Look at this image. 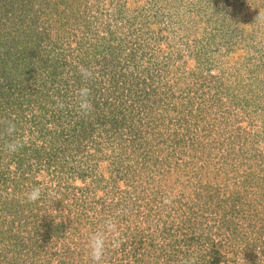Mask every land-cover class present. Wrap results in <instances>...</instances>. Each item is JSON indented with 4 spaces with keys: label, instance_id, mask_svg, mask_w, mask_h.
I'll use <instances>...</instances> for the list:
<instances>
[{
    "label": "rangeland",
    "instance_id": "1",
    "mask_svg": "<svg viewBox=\"0 0 264 264\" xmlns=\"http://www.w3.org/2000/svg\"><path fill=\"white\" fill-rule=\"evenodd\" d=\"M20 1L0 0V107L30 144L0 148V264H92L107 218L101 264H264V0Z\"/></svg>",
    "mask_w": 264,
    "mask_h": 264
},
{
    "label": "clouds",
    "instance_id": "2",
    "mask_svg": "<svg viewBox=\"0 0 264 264\" xmlns=\"http://www.w3.org/2000/svg\"><path fill=\"white\" fill-rule=\"evenodd\" d=\"M78 71L82 79L87 82L95 78L94 72L91 68H86L83 65L79 66ZM76 105L77 110L81 115L87 116L93 110V104L91 101V89L83 86L76 90ZM57 107L64 108L65 105L59 98H57ZM4 123L5 133L13 137L5 145V150L8 152H16L24 147L25 141L22 138L15 137L16 126L12 121H0ZM42 194L40 187H33V189L26 193V199L28 202H36L40 199ZM165 203H170V199L166 198ZM112 237V246H117V239L119 236L118 225L113 218L105 219L104 223L96 231L92 232L87 239L88 256L90 257L92 264H101L105 257L107 246L109 244V237ZM182 264H196L194 257H186L182 260Z\"/></svg>",
    "mask_w": 264,
    "mask_h": 264
},
{
    "label": "trees",
    "instance_id": "3",
    "mask_svg": "<svg viewBox=\"0 0 264 264\" xmlns=\"http://www.w3.org/2000/svg\"><path fill=\"white\" fill-rule=\"evenodd\" d=\"M19 2H21L20 0H15V2H13V6H15L16 4L17 5H19ZM23 2H25L24 4H26V2H27V0H23ZM47 7L49 8V6H48V4H47ZM24 8H25V5H24ZM21 18H20V16H19V22H17L16 24H20L21 23V21L24 23V22H28L29 21V18H30V15L28 16L27 15V11L25 12L23 9H22V11H21ZM28 24V23H27ZM30 25V24H29ZM28 26V25H27ZM31 27H33V28H38V26H39V24L34 20V18L32 19V22H31V25H30ZM21 28H19L18 30H20ZM1 42V41H0ZM3 42H1L0 43V48H2L3 47ZM18 67H20V65H16V66H13L12 68H10V69H15V70H17L18 71ZM9 69L8 68H6L5 69V71H4V73L5 72H7ZM0 87H1V85H0ZM24 97L25 96H22V98L24 99ZM7 99V101L8 102H10L11 101V99H10V96H9V98H6ZM30 100H31V98H29ZM28 99V100H29ZM0 102H3V99H0ZM8 102H6L5 104H7ZM35 102H37V100L35 101ZM11 104V103H10ZM0 110H1V107H0ZM7 109H2L1 111H0V121H11L12 119H10V115H9V111H6ZM13 123L15 124V126H16V124L17 123H15V121H13ZM48 123V121L47 120H44V122L42 123V122H40V126H38V129L39 130H42V136H43V134L45 133V131H46V124ZM97 125H95L94 124V127H92V128H88V129H91L92 131H94L97 127H96ZM5 127H6V125L4 124V123H0V141H2V143H0V148L2 149V150H5V147H4V145L9 141V140H11V139H13V137H10V136H8L6 133H5ZM18 127H19V123H18ZM18 127H16V128H18ZM27 127V123H26V125H25V127L23 128V129H25ZM47 133H48V140H47V150H48V152L47 153H49V155H50V153L51 154H58V153H61V151L63 150V151H68L69 150V146L71 145V143L66 147V144L67 143H62L63 142V135H65V134H60L58 131H55L54 132V134L51 132V129H48L47 130ZM17 132H15V137L17 136ZM70 134H71V132H70ZM51 135H53L52 137H50ZM66 135H69V134H66ZM72 136V135H71ZM60 141H62L61 143H60ZM26 144H30V143H25L24 145H26ZM56 148V149H55ZM6 151V150H5ZM37 158V157H36ZM51 159H53V158H51ZM39 163H42V162H40L39 160H40V157L38 158V159H36ZM51 166H48V168H50ZM8 202H9V200H5L4 201V205L6 206L7 204H8ZM31 214V216L33 217V219H38L33 213H30ZM50 223L52 222V221H49ZM44 231H48V229H46V230H44ZM25 245V244H24ZM16 247L17 248H19L17 245H16ZM21 247H23V246H21ZM71 255V254H70Z\"/></svg>",
    "mask_w": 264,
    "mask_h": 264
}]
</instances>
